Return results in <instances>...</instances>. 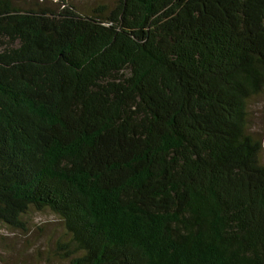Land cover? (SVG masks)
<instances>
[{
  "label": "trees",
  "instance_id": "1",
  "mask_svg": "<svg viewBox=\"0 0 264 264\" xmlns=\"http://www.w3.org/2000/svg\"><path fill=\"white\" fill-rule=\"evenodd\" d=\"M73 1L0 0V255L264 264V0Z\"/></svg>",
  "mask_w": 264,
  "mask_h": 264
},
{
  "label": "rangeland",
  "instance_id": "2",
  "mask_svg": "<svg viewBox=\"0 0 264 264\" xmlns=\"http://www.w3.org/2000/svg\"><path fill=\"white\" fill-rule=\"evenodd\" d=\"M73 2L79 6H91L94 2L102 4L109 3L108 0H74ZM254 104L253 117L255 127L264 136V96L260 97ZM27 222L29 223V234L27 236L6 227H0V233L6 239L4 242L6 248H19L20 251H23L28 246V243L34 247L43 246L44 248L57 238L54 237L55 239L51 241L47 240L48 237H51L55 232L58 234L62 233L60 223H57V220L47 212L29 214L27 216ZM0 243H2L1 240ZM0 264H29V261L16 255L8 254L6 256L0 255Z\"/></svg>",
  "mask_w": 264,
  "mask_h": 264
}]
</instances>
